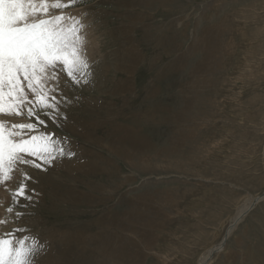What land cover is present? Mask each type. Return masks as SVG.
<instances>
[{
  "label": "rangeland",
  "instance_id": "374dc122",
  "mask_svg": "<svg viewBox=\"0 0 264 264\" xmlns=\"http://www.w3.org/2000/svg\"><path fill=\"white\" fill-rule=\"evenodd\" d=\"M56 13H86L97 51L89 83L67 92L79 97L61 108L69 123L46 129L78 155L47 174L18 164L0 185V235L38 238L39 264H198L264 193V0H77ZM22 173L39 181L26 209L13 203ZM225 244L207 264H264V199Z\"/></svg>",
  "mask_w": 264,
  "mask_h": 264
},
{
  "label": "snow or ice",
  "instance_id": "6c2138e0",
  "mask_svg": "<svg viewBox=\"0 0 264 264\" xmlns=\"http://www.w3.org/2000/svg\"><path fill=\"white\" fill-rule=\"evenodd\" d=\"M76 2L0 0V116L8 118H0V184L13 179L18 164L47 174L78 155L69 138L46 130L49 122L58 127L69 123L61 108L79 97L70 99L67 92L72 86L87 85L91 77L86 13L48 16L50 8L65 9ZM60 69L71 86L61 83ZM25 113L28 122L11 120ZM29 182L39 183L22 173L13 192V203L20 208L26 209L39 196L35 188L29 189ZM21 198L26 203L21 204ZM7 211L12 213L13 208ZM24 231L21 227L0 235V264H39L47 245L33 235H16Z\"/></svg>",
  "mask_w": 264,
  "mask_h": 264
},
{
  "label": "bare ground",
  "instance_id": "6f19581e",
  "mask_svg": "<svg viewBox=\"0 0 264 264\" xmlns=\"http://www.w3.org/2000/svg\"><path fill=\"white\" fill-rule=\"evenodd\" d=\"M57 14V13H56ZM49 15V14H48ZM50 17V16H49ZM93 36V35H92ZM94 40V39H93ZM92 41V40H91ZM99 47V46H97ZM100 49V48H99ZM98 50V49H97ZM95 47L93 45V43L89 42L87 39V57H91L94 56L95 54ZM97 52V51H96ZM131 56V55H130ZM94 58V57H93ZM127 66V65H126ZM0 118H4V119H8L7 117H3L0 116ZM11 120L14 122H18L20 120L17 121L16 118L11 117ZM22 121V120H21ZM27 122V121H25ZM18 166V165H17ZM18 168V167H17ZM16 168V170H17ZM1 185V184H0ZM5 186V185H4ZM2 186V188L4 187ZM5 196V195H3ZM264 199V194L259 197H251L249 198L238 210L237 214L235 215V217L233 218L231 225L228 229V232H226L225 237L222 238V240L220 241V243L218 245H215L211 248H209L200 258V261L198 264H207V260L209 257H211L216 251H220L223 250L225 248L224 245L225 241L227 238H229V236L231 235V233L234 231L236 225L238 226L239 223L243 220V218L251 211L253 210V208L260 202V200ZM224 247V248H223ZM209 264V263H208Z\"/></svg>",
  "mask_w": 264,
  "mask_h": 264
},
{
  "label": "crops",
  "instance_id": "0c3cea01",
  "mask_svg": "<svg viewBox=\"0 0 264 264\" xmlns=\"http://www.w3.org/2000/svg\"><path fill=\"white\" fill-rule=\"evenodd\" d=\"M133 69H135V62H134V64H133ZM113 89H114V87H113ZM119 89H120L119 84H117V85L115 86V90L117 91V94H119Z\"/></svg>",
  "mask_w": 264,
  "mask_h": 264
},
{
  "label": "water",
  "instance_id": "95a60500",
  "mask_svg": "<svg viewBox=\"0 0 264 264\" xmlns=\"http://www.w3.org/2000/svg\"><path fill=\"white\" fill-rule=\"evenodd\" d=\"M264 194V193H263Z\"/></svg>",
  "mask_w": 264,
  "mask_h": 264
}]
</instances>
